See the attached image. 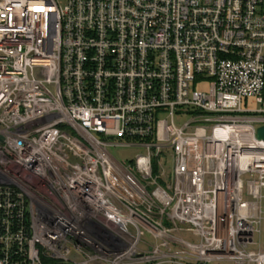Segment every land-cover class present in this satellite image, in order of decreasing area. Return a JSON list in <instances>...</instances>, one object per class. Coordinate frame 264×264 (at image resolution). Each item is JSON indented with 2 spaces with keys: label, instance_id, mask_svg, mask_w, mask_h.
Instances as JSON below:
<instances>
[{
  "label": "built area",
  "instance_id": "2783aa9c",
  "mask_svg": "<svg viewBox=\"0 0 264 264\" xmlns=\"http://www.w3.org/2000/svg\"><path fill=\"white\" fill-rule=\"evenodd\" d=\"M263 126L264 0H0V264H264Z\"/></svg>",
  "mask_w": 264,
  "mask_h": 264
},
{
  "label": "rangeland",
  "instance_id": "374dc122",
  "mask_svg": "<svg viewBox=\"0 0 264 264\" xmlns=\"http://www.w3.org/2000/svg\"><path fill=\"white\" fill-rule=\"evenodd\" d=\"M208 84H209V81H203V82L197 83L194 87H196L197 90L207 92L209 89ZM244 106L248 109H254V108L259 107V105L254 100L246 101L244 103ZM189 120L190 118L185 117L184 119L177 120V124L179 126V125L184 124L185 122H188ZM113 154L117 158L122 159L123 161H129V160H133V158L135 157L136 151L120 148L118 150H114Z\"/></svg>",
  "mask_w": 264,
  "mask_h": 264
},
{
  "label": "water",
  "instance_id": "95a60500",
  "mask_svg": "<svg viewBox=\"0 0 264 264\" xmlns=\"http://www.w3.org/2000/svg\"><path fill=\"white\" fill-rule=\"evenodd\" d=\"M257 131H258V139L264 141V126L260 127Z\"/></svg>",
  "mask_w": 264,
  "mask_h": 264
}]
</instances>
